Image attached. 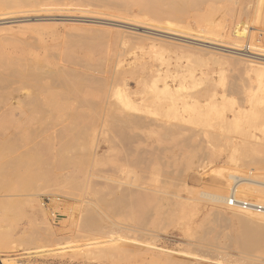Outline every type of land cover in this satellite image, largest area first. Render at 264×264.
<instances>
[{"label":"rangeland","instance_id":"1","mask_svg":"<svg viewBox=\"0 0 264 264\" xmlns=\"http://www.w3.org/2000/svg\"><path fill=\"white\" fill-rule=\"evenodd\" d=\"M261 55L264 0H0V163L35 154L0 183L2 263L264 264V221L207 197L239 174L264 201Z\"/></svg>","mask_w":264,"mask_h":264},{"label":"bare ground","instance_id":"2","mask_svg":"<svg viewBox=\"0 0 264 264\" xmlns=\"http://www.w3.org/2000/svg\"><path fill=\"white\" fill-rule=\"evenodd\" d=\"M154 2L156 3V0H154ZM181 2V1H180ZM194 2V1H193ZM182 3V2H181ZM188 3V2H187ZM153 5H154V3H152ZM169 4V3H168ZM171 4V3H170ZM179 4V3H178ZM173 5V4H172ZM182 5V7L184 8V5L183 4H181ZM156 6H161V5H156ZM155 6V7H156ZM175 8L177 7V8H179L180 6L178 5H175L174 6ZM182 7H181V9H182ZM149 8H152V7H149ZM169 8V7H168ZM185 8H187V5L185 6ZM169 9H172V8H169ZM209 9V8H208ZM208 9H206V11L208 10ZM160 10V9H159ZM164 10V9H163ZM179 10H180V8H179ZM187 10V9H186ZM204 10V9H203ZM172 12V11H171ZM174 12H175V10H174ZM184 12V11H183ZM188 12V11H187ZM186 12V13H187ZM191 12V11H190ZM189 12V13H190ZM203 12V11H202ZM149 13V12H148ZM168 13V12H167ZM180 13H181V10H180ZM84 14V13H83ZM149 14H152V13H149ZM175 14V13H174ZM182 14V13H181ZM180 14V15H181ZM184 14V13H183ZM205 14H208V13H205ZM187 15V14H186ZM189 15V14H188ZM178 16V15H177ZM185 16V15H184ZM157 17V16H156ZM201 17V16H200ZM44 18V17H43ZM118 18V17H117ZM188 18H189V16H188ZM54 19V18H53ZM175 18H173V20H174ZM178 20L180 19V16H179V18H177ZM192 19V18H191ZM213 19V18H212ZM211 19V20H212ZM220 19V18H219ZM16 19H14L13 20V22L12 23H14V21H15ZM20 20V19H19ZM26 19H24V21H25ZM29 20H31V19H29ZM33 20V19H32ZM37 20V19H36ZM44 20V19H43ZM111 20V19H110ZM114 20H116V19H114L113 18V21ZM122 20V19H121ZM143 20V19H142ZM168 20V19H167ZM184 20V19H183ZM186 20V19H185ZM184 20V21H185ZM208 20H210V19H208ZM208 20H207V22H208ZM10 21H12V20H10ZM9 21V22H10ZM24 21H22V22H24ZM42 21V20H41ZM91 21V20H90ZM105 21V20H104ZM112 21V22H113ZM123 21V20H122ZM129 21V20H128ZM172 21V20H171ZM175 21V20H174ZM181 21H182V19H181ZM183 21V23H185L186 24V22H184ZM200 21H203V20H200ZM206 21V20H205ZM20 22V21H19ZM26 22V21H25ZM116 22V21H115ZM124 22V21H123ZM173 22V21H172ZM195 22H196V20H195ZM2 23V22H1ZM4 23V22H3ZM110 23V22H109ZM121 23V22H120ZM127 23H129V22H127ZM126 23V24H127ZM139 23H141V22H139ZM194 23V22H193ZM201 23V22H200ZM113 24V23H112ZM136 24V23H135ZM150 24V23H149ZM166 24H169V23H166ZM166 24H164V25H166ZM173 24V23H172ZM178 24V23H177ZM195 24H197V23H195ZM115 25V24H114ZM117 25V24H116ZM198 25V24H197ZM207 25V24H206ZM118 26V25H117ZM121 26V25H120ZM127 26V25H126ZM130 26H131V24H130ZM143 26V25H142ZM163 26V25H162ZM183 26V25H182ZM195 26V25H194ZM132 27H133V25H132ZM132 27L130 28V29H132ZM136 27V26H135ZM161 27V26H160ZM185 27L186 26H184V30H185ZM210 27V26H209ZM136 28H138V27H136ZM157 28H159V26H157ZM161 28H163V27H161ZM161 28L160 29H158V30H161ZM168 27H166L165 29H167ZM201 28V27H200ZM207 28V27H206ZM145 29V28H144ZM150 29V28H149ZM152 29V28H151ZM171 29H173V28H171ZM170 29V30H171ZM204 29V28H203ZM202 29V30H203ZM140 30V29H139ZM154 30H156L155 28H154ZM168 30V29H167ZM180 30V29H179ZM196 30V29H195ZM201 30V29H200ZM206 30V29H205ZM133 31H134V29H133ZM142 31H144V30H142ZM152 31V30H151ZM169 31V30H168ZM178 31V28L176 29V32ZM185 31H187V30H185ZM185 31H183V32H185ZM207 31V30H206ZM141 32V31H140ZM163 32V31H162ZM181 32H182V30H181ZM188 32H190L189 30H188ZM198 32V31H197ZM208 32V31H207ZM206 32V33H207ZM101 33V32H100ZM136 33H139V32H136ZM148 33H150V32H148ZM147 33V34H148ZM152 33V32H151ZM158 33V32H157ZM156 33V34H157ZM192 33V32H191ZM199 33V32H198ZM205 33V34H206ZM98 34V33H97ZM156 34H153V35H156ZM167 34V33H166ZM183 34V33H182ZM185 34H187V32H185L183 35H185ZM195 34V33H194ZM197 34V33H196ZM152 35V34H151ZM169 35V34H168ZM178 35H180L179 33H178ZM189 34H187V36H188ZM140 36H141V34H140ZM140 36H139V38H140ZM156 36H159V35H156ZM170 36V35H169ZM196 36V35H195ZM207 36V35H206ZM205 36V37H206ZM163 37V36H162ZM198 37V36H197ZM149 38V37H148ZM147 38V39H148ZM161 38V37H160ZM167 38V36L164 38V39H166ZM168 38H170V39H172V40H176V41H179V42H186V43H190V44H196V45H201V46H203V45H205V44H201V43H198V42H196V40H191V39H189L190 38V36H189V38H186V37H183V36H177V34L176 35H172V36H170V37H168ZM193 38V37H192ZM144 39H146V38H144ZM154 39V38H153ZM163 39V38H162ZM195 39H197V38H195ZM198 39H200V38H198ZM149 40V39H148ZM156 40V39H155ZM159 40V39H158ZM167 40V39H166ZM169 40V39H168ZM169 41V42H173V41ZM165 42V41H164ZM167 43V42H166ZM174 43H176V42H173V45H174ZM178 43H176L175 45H177ZM181 44V43H180ZM174 45V46H175ZM188 45V44H187ZM212 45H216V43H212ZM222 45V44H221ZM179 47V46H178ZM183 47H186V46H183ZM194 47V46H193ZM219 47H221L220 45H216V46H210L209 48H211V49H215V51L216 50H218V52L219 51H224V52H228V53H231V54H234V55H237L238 53H237V51L235 52V51H230V50H226L228 47H225L226 49H224L223 48V50H221L222 48H219ZM200 48V47H199ZM205 48H206V46H205ZM207 48H208V46H207ZM200 50V49H199ZM235 50V49H234ZM201 51H204V50H201ZM239 51V50H238ZM241 51V50H240ZM209 52V51H208ZM217 52V51H216ZM250 53H253V51L252 50H250L249 51ZM240 53V52H239ZM194 54V53H193ZM192 54V55H193ZM204 54V53H203ZM205 54H210V53H205ZM244 54H246L245 52H244ZM243 54V55H244ZM194 55H196V54H194ZM240 55V54H239ZM203 56V55H202ZM222 56V55H221ZM233 56V55H232ZM248 56V55H247ZM252 57V56H251ZM220 58V57H219ZM258 58V57H257ZM261 60H263L264 61V55H261V57H259ZM215 59V58H214ZM231 59V58H230ZM237 59V58H236ZM240 60V59H239ZM238 60V61H239ZM216 62V61H215ZM238 63H240V62H238ZM6 64H8V63H6ZM15 64V63H14ZM14 66H16V65H14ZM102 66V65H101ZM100 66V67H101ZM112 66V65H111ZM8 67V66H7ZM103 67V66H102ZM10 68V67H9ZM12 68H15V67H12ZM40 68V67H39ZM96 68H98V66L96 67ZM108 68H109V66H108ZM41 69H43V68H41ZM40 69V70H41ZM90 69V68H89ZM70 70V69H69ZM88 70V69H87ZM92 70V69H91ZM104 70V69H103ZM4 72V71H3ZM42 72V71H41ZM32 73H33V71H32ZM44 73V72H43ZM77 73V72H76ZM76 73H72V71H71V74H69V75H74V77H76ZM99 73V72H98ZM102 73V72H101ZM4 74V73H3ZM3 74H0V88H1V86L3 85V82L5 81L4 79L6 78V76L7 75H3ZM12 74V73H11ZM11 74H9V75H11ZM19 74H21V73H19ZM40 74V73H39ZM46 74H47V72H46ZM84 74H86V73H84ZM83 74V75H84ZM93 74H95V73H93ZM8 75V76H9ZM13 75H17V72H13ZM28 75H29V73H28ZM59 75H62V74H59ZM68 75V74H67ZM68 75V76H69ZM80 75H82V74H80ZM261 75H263L262 73H261ZM63 76V75H62ZM66 76V75H65ZM64 76V77H65ZM68 76H66V79H67V77ZM116 76V75H115ZM55 77V76H54ZM70 77V76H69ZM80 77V76H79ZM76 78L75 80H77V81H82V79L80 80V78ZM83 77V76H82ZM23 78V77H22ZM25 78H27V77H25ZM42 78V77H41ZM44 78V77H43ZM33 79H35V78H33ZM32 79V80H33ZM37 79H39V78H37ZM72 79V78H71ZM79 79V80H78ZM86 82H94L95 81V77L93 76V75H87L86 77H85V75H84V78H83ZM96 79H98V78H96ZM104 79V78H103ZM102 79V80H103ZM139 79V78H138ZM137 79V80H138ZM157 79V78H156ZM155 79V80H156ZM160 79V78H159ZM19 80V79H18ZM27 80H28V78H27ZM40 80V79H39ZM42 80V79H41ZM107 80V79H106ZM158 80V79H157ZM9 81V80H8ZM35 81V80H34ZM54 81V80H53ZM14 82H15V80H14ZM14 82H12V83H14ZM55 82V81H54ZM36 83V82H35ZM39 84V83H38ZM80 84H83V82H81ZM87 85V84H86ZM116 85V84H115ZM125 85V84H124ZM167 85V84H166ZM194 85V84H193ZM10 86V85H9ZM128 86V85H127ZM126 86V87H127ZM182 86V85H181ZM246 86V85H245ZM248 86V85H247ZM56 87V86H55ZM54 87V88H55ZM62 88V87H61ZM125 90V89H124ZM234 90V89H233ZM130 91V90H129ZM127 91H124V93H126ZM13 95V94H12ZM129 95V94H128ZM239 96V95H238ZM15 97V96H14ZM23 98V97H22ZM150 100V99H149ZM149 104V103H148ZM150 105V104H149ZM118 107V106H117ZM252 107V106H251ZM3 108H5V107H3ZM8 108V107H7ZM10 109L8 110V109H4L3 110V116H4V114H8V113H10L11 114V111H13V108L12 107H9ZM120 108V107H119ZM1 109V108H0ZM117 109V108H116ZM29 112V111H28ZM1 114V113H0ZM112 114V113H111ZM7 116V115H6ZM5 117V116H4ZM139 117V116H138ZM3 118V117H2ZM233 119V118H232ZM236 119V118H235ZM73 120H74V117H73ZM132 120V119H131ZM258 120H260V122H259V124H258V128H259V131H261L262 129L264 130V117H260V118H258ZM1 121V120H0ZM122 121V120H121ZM139 121V120H138ZM113 122V121H112ZM132 123V122H131ZM133 123H135V122H133ZM132 123V124H133ZM122 124H123V122H122ZM121 124V125H122ZM142 124V123H141ZM229 124H232V123H229ZM130 124H128V126H129ZM140 125V124H139ZM134 126V125H133ZM140 126H142V125H140ZM228 126V125H227ZM125 127V126H124ZM32 129V128H31ZM116 130V129H115ZM79 131V130H78ZM117 131V130H116ZM80 132V131H79ZM15 133V132H14ZM30 134H32V133H30ZM7 135V134H6ZM14 135V134H13ZM35 135V134H34ZM5 136V135H4ZM3 136V137H4ZM8 136V135H7ZM2 137V138H3ZM121 138V137H120ZM119 138V139H120ZM7 140V142H6V144L8 143V142H10L9 140V138H6ZM9 139V140H8ZM138 139H140V137H138ZM1 140V139H0ZM3 140H5V139H3ZM188 140V139H187ZM2 141V140H1ZM0 141V143L2 144V145H4V146H7V145H9L8 147H10L12 144H4L3 142L4 141H2L1 142ZM11 141H12V138H11ZM26 146V145H25ZM2 146H0V148H1ZM8 147H3V149L4 148H6V151H8L7 149H8ZM11 147H15L14 145H12ZM30 148H31V146H29ZM16 148H18V147H16ZM30 148H28V149H30ZM83 148V147H82ZM21 149L22 148H20V149H18L19 151H21ZM34 149V148H33ZM65 149H66V147H65ZM1 150H2V148H1ZM5 150V149H4ZM4 150H2L1 151V153H0V157H1V155H2V153L4 152V155L6 154L5 152L6 151H4ZM9 150L11 151V152H15L16 150H14V149H12V148H9ZM26 150H27V148H26ZM31 150V149H30ZM240 150V149H239ZM32 151H34V150H32ZM142 151V150H141ZM24 152L26 153V152H29V153H27V154H18V156L16 155V157L14 156V158H12V159H9V157H8V159H6L5 160V162L3 161V162H1L0 163V183L2 184V183H4V180L5 179H8V175H12V173H13V171L15 170V172L17 171V169H16V167H18L20 164L21 165H23V162H25V163H27L30 159H31V155H35V154H32L31 153V151H25L24 150ZM34 153V152H33ZM15 154V153H14ZM17 154V153H16ZM28 154H31V155H29V156H27ZM144 154V153H143ZM7 156L9 155V154H6ZM12 155V154H11ZM11 155H9V156H11ZM71 156V155H70ZM29 157V159H27ZM36 157V158H35ZM34 157V159H37V158H39V155L38 156H35ZM5 158H7V157H5ZM11 158V157H10ZM142 158V157H141ZM248 158V157H247ZM33 159V158H32ZM122 159V158H121ZM242 159V158H241ZM250 159V158H249ZM255 159V158H254ZM253 159V160H254ZM8 160V161H7ZM33 162L35 161V160H32ZM241 161V163H243V160H240ZM263 160H261V161H259V163H261L260 165H262V163H264V162H262ZM30 162V161H29ZM36 162V164L38 163V159L35 161ZM246 162V161H245ZM253 162V161H252ZM248 163H249V161H248ZM32 164V163H31ZM30 163L27 165V167L29 168L28 169V171H26L25 173H26V176L28 177V173H29V171H31V169L30 168H32ZM256 164V163H255ZM264 165V164H263ZM24 166V165H23ZM39 166V164L37 165V167ZM259 166V165H258ZM19 169H21L20 167H19ZM25 168H23V170H24ZM38 170H39V172H40V169H39V167H38ZM42 170V169H41ZM44 170H45V168H44ZM18 171H20V170H18ZM25 171V170H24ZM21 172H22V170H21ZM24 173V174H25ZM35 173H36V171H35ZM41 173V172H40ZM39 173V174H40ZM46 173V172H45ZM24 174L22 173V175H23V177H25L24 176ZM28 174V175H27ZM41 174H43L42 176H44V172H42ZM19 176H21V173L20 174H18ZM36 175V174H35ZM218 175V174H217ZM236 175H238V176H236ZM229 174L228 175V179H230L232 182H233V185H232V187H231V189H230V191H229V193H228V195L226 196V197H219V196H212V195H210V196H207V197H210V200H212V201H214V202H223V204L225 203L226 204V206H228L229 205V201L234 197V198H237L236 196H238L237 194H238V190H239V188H240V186L242 185V184H249V185H260V183H259V181H257V180H252V179H245V177H244V179L243 178H241V177H239V174ZM247 175V174H246ZM245 175V176H246ZM36 176H40V175H36ZM240 176H242V175H240ZM15 177V176H14ZM13 177V178H14ZM23 177H21L20 178V180L21 179H23ZM247 177V176H246ZM253 177V176H252ZM251 177V178H252ZM257 177V176H256ZM16 178V177H15ZM40 178V177H39ZM194 178V177H193ZM225 178V177H224ZM93 179H95V178H93ZM264 179V178H263ZM13 180V179H12ZM16 180H18V179H16ZM30 180H31V178H30ZM10 181V180H9ZM9 181H7L6 183H4V185L6 184L8 187L7 188H9V185L7 184V183H9ZM228 181V180H227ZM262 181V180H261ZM102 182V181H101ZM10 183H12V181H10ZM14 183H15V181H14ZM103 183V182H102ZM230 183V182H229ZM6 185H5V187H6ZM10 185H12V184H10ZM118 185V184H117ZM116 185V186H117ZM4 187V188H5ZM108 187V186H107ZM159 188V187H158ZM248 187H245V189H247ZM118 189H119V187H118ZM135 189V188H134ZM241 189V188H240ZM111 190V189H110ZM5 191H6V189H5ZM264 191V190H263ZM19 197H17V200H19L18 199ZM14 199V198H13ZM114 200V199H113ZM123 200V199H122ZM116 201H117V199H116ZM111 202V201H110ZM118 202V201H117ZM121 202V201H120ZM133 202V201H132ZM114 203V201H112V204ZM132 204V203H131ZM213 204V203H212ZM120 205H121V203H120ZM256 205H258V204H256ZM127 206H130V205H127ZM259 206H262V207H264V201H260V204H259ZM126 206H124L123 208H125ZM237 209H240V210H243V209H241V208H237ZM122 210H124V209H122ZM250 212H254V213H251V214H249V215H251L250 217H252L251 219H252V221H254V222H256L257 224V226L259 225V223L261 224V223H263V221H264V213H262V212H258V211H256V210H249ZM122 212V211H121ZM245 216V214H242V216L241 215H237L236 213H234L233 214V217L239 222V223H244L245 225H247V224H250L249 222H247L246 220H244V216ZM218 217H219V215H218ZM241 217H243V218H241ZM248 217V216H247ZM219 218H221V217H219ZM225 218V217H224ZM249 218V217H248ZM250 219V220H251ZM248 221H249V219H248ZM223 223V222H222ZM243 224V225H244ZM228 225V224H227ZM226 225V226H227ZM251 225H253V224H251ZM250 225V226H251ZM256 225H254L255 227H256ZM250 226H246L247 227V229H249L250 228ZM220 228V227H219ZM224 229H226V228H224ZM251 229H252V226H251V228L249 229V232H248V234L251 232ZM258 228H256V231H258L257 230ZM260 229H262V228H260ZM253 232V231H252ZM257 233V232H256ZM202 235H204V234H202ZM252 235H254L253 233H252ZM228 236V235H227ZM243 236H246V235H243ZM230 237V236H229ZM249 237H251V238H249V240H251V243H253V244H255L254 242H252L253 241V239H252V236H250L249 235ZM245 237H243V239L242 240H244V241H247V240H245L244 239ZM248 238V237H247ZM201 239V238H200ZM257 240H255L256 242H259V244H260V241L261 242H263L264 241V236H263V234H262V232H260V231H258V233H257V238H256ZM263 240V241H262ZM201 241V240H200ZM249 242V241H248ZM252 245V244H251ZM261 245V244H260ZM245 246H249L248 244H246L245 243ZM254 246V245H253ZM227 247V246H226ZM253 249V248H251V247H247V250L248 249ZM246 249V248H245ZM169 252V251H168ZM172 252V251H171ZM191 254V253H190ZM190 258V257H189ZM219 262V261H218ZM0 264H3L2 263V261H1V259H0ZM187 264V263H186ZM213 264V263H212ZM227 264H229V263H227ZM231 264V263H230Z\"/></svg>","mask_w":264,"mask_h":264},{"label":"built area","instance_id":"3","mask_svg":"<svg viewBox=\"0 0 264 264\" xmlns=\"http://www.w3.org/2000/svg\"><path fill=\"white\" fill-rule=\"evenodd\" d=\"M229 206L234 207V208H241L245 211L256 210L258 212L264 213V207L256 205V204L251 203V202L240 201L234 197L229 201Z\"/></svg>","mask_w":264,"mask_h":264}]
</instances>
